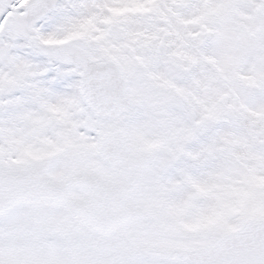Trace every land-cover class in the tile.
<instances>
[{"label": "snow or ice", "instance_id": "obj_1", "mask_svg": "<svg viewBox=\"0 0 264 264\" xmlns=\"http://www.w3.org/2000/svg\"><path fill=\"white\" fill-rule=\"evenodd\" d=\"M0 264H264V0H0Z\"/></svg>", "mask_w": 264, "mask_h": 264}]
</instances>
